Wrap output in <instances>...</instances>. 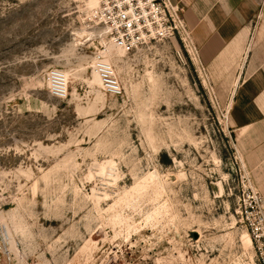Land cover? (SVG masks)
<instances>
[{"label": "rangeland", "instance_id": "374dc122", "mask_svg": "<svg viewBox=\"0 0 264 264\" xmlns=\"http://www.w3.org/2000/svg\"><path fill=\"white\" fill-rule=\"evenodd\" d=\"M93 8L0 0V264H257L231 88L176 33L107 56ZM105 57L120 93L96 79Z\"/></svg>", "mask_w": 264, "mask_h": 264}, {"label": "crops", "instance_id": "0c3cea01", "mask_svg": "<svg viewBox=\"0 0 264 264\" xmlns=\"http://www.w3.org/2000/svg\"><path fill=\"white\" fill-rule=\"evenodd\" d=\"M170 1L211 80L231 88L227 117L236 150L264 196V0Z\"/></svg>", "mask_w": 264, "mask_h": 264}, {"label": "built area", "instance_id": "2783aa9c", "mask_svg": "<svg viewBox=\"0 0 264 264\" xmlns=\"http://www.w3.org/2000/svg\"><path fill=\"white\" fill-rule=\"evenodd\" d=\"M100 23L110 40L125 51L147 41L178 34L182 41L190 38L181 9L170 0H96L88 12ZM100 85L111 94L121 91L120 80L111 63L98 59L94 64ZM50 92L56 97H66L67 80L59 69L48 73ZM237 212L251 238L257 264H264V196L253 187L247 176L242 182V198Z\"/></svg>", "mask_w": 264, "mask_h": 264}, {"label": "bare ground", "instance_id": "6f19581e", "mask_svg": "<svg viewBox=\"0 0 264 264\" xmlns=\"http://www.w3.org/2000/svg\"><path fill=\"white\" fill-rule=\"evenodd\" d=\"M95 4H96V0H88V5H89L91 8H93V7L95 6ZM77 35H78L77 38H78V40L80 41V40H82L85 36L90 35V31H82V32H78ZM121 49H122L121 47L116 46V45L111 41V42L108 44V46H107L106 55H107V56H110V55H112V54H115V53L119 52V50H121ZM122 50H123V49H122ZM102 60H103V61H106V62H109L108 57H105V58H103ZM109 63H110V62H109ZM94 70H95V67H94ZM63 73H64V72H63ZM64 76H65V73H64ZM95 76H96V79H97L98 74H97L96 70H95ZM65 78H66V76H65ZM66 80H67V79H66ZM98 80H99V77H98ZM99 82H100V81H99ZM249 236H250V235H248L247 233H245V238H246V240L250 243L251 238H250Z\"/></svg>", "mask_w": 264, "mask_h": 264}]
</instances>
